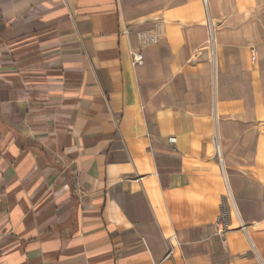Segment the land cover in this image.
Instances as JSON below:
<instances>
[{"label": "crops", "instance_id": "1", "mask_svg": "<svg viewBox=\"0 0 264 264\" xmlns=\"http://www.w3.org/2000/svg\"><path fill=\"white\" fill-rule=\"evenodd\" d=\"M0 264H264V0H0Z\"/></svg>", "mask_w": 264, "mask_h": 264}, {"label": "built area", "instance_id": "2", "mask_svg": "<svg viewBox=\"0 0 264 264\" xmlns=\"http://www.w3.org/2000/svg\"><path fill=\"white\" fill-rule=\"evenodd\" d=\"M127 32L128 31L126 30L125 31V34ZM130 54H131V57H132V64H133L134 67L143 64V62H144V55H143L142 51H140V50H138V51L131 50L130 51ZM252 54H253V60H254V63H255L256 62V57H255L256 50L255 49L252 50ZM169 141H170V143H175L176 139L170 138ZM221 233H222V231H220V234ZM223 246L225 248L227 247V240L226 239L223 240Z\"/></svg>", "mask_w": 264, "mask_h": 264}]
</instances>
